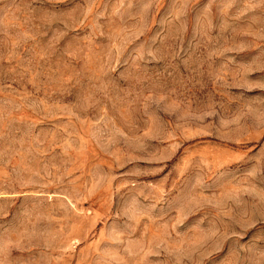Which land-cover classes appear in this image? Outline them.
Segmentation results:
<instances>
[{"label":"rangeland","instance_id":"rangeland-1","mask_svg":"<svg viewBox=\"0 0 264 264\" xmlns=\"http://www.w3.org/2000/svg\"><path fill=\"white\" fill-rule=\"evenodd\" d=\"M0 264H264V0H0Z\"/></svg>","mask_w":264,"mask_h":264}]
</instances>
